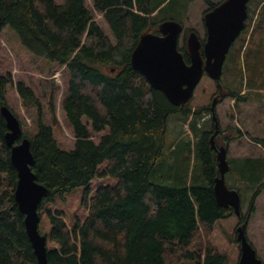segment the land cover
I'll return each mask as SVG.
<instances>
[{
	"label": "trees",
	"instance_id": "obj_1",
	"mask_svg": "<svg viewBox=\"0 0 264 264\" xmlns=\"http://www.w3.org/2000/svg\"><path fill=\"white\" fill-rule=\"evenodd\" d=\"M61 1L0 0V29L7 28L35 57L64 67L68 76L61 106L75 138L69 149L54 136L52 102L51 124H46L34 90L21 80L15 84L23 105L37 107L35 133L21 137L30 141L36 181L48 189L38 206V229L41 222L46 227L40 232L46 236L49 264H230L208 238L232 214L236 225L246 227L264 189V156L228 160L231 189L241 198L251 192L245 216L218 206L212 132L197 124L209 108L172 105L130 62L142 34L157 33L163 20L182 23L194 0H92L114 41L93 20L84 0ZM250 3L245 29L236 40L239 82L222 85L221 99L237 104L249 101L253 90L264 89V0H257L252 13ZM216 5L210 3L209 10ZM190 30L179 46L186 63ZM250 66L260 67V74L249 77ZM11 82L10 74L0 75V108ZM170 114H181L191 135L167 144ZM6 132L0 111V264H38L14 198L17 171ZM242 135L235 128L225 146ZM75 198L78 207L73 209Z\"/></svg>",
	"mask_w": 264,
	"mask_h": 264
},
{
	"label": "rangeland",
	"instance_id": "obj_2",
	"mask_svg": "<svg viewBox=\"0 0 264 264\" xmlns=\"http://www.w3.org/2000/svg\"><path fill=\"white\" fill-rule=\"evenodd\" d=\"M84 1L92 12L93 20L98 23L111 41H114L110 28L103 18V14L93 9L92 0ZM221 1L222 0H208V2H205L204 0H194L189 3L186 16L182 19L183 32L179 37L180 47L183 45L184 31L186 29H193L201 38L206 36L203 14L210 9V3L218 4ZM57 2L61 3L62 1L57 0ZM256 2L257 0H253L249 4L251 13L254 12L256 8ZM259 10L260 8L258 7L251 21L252 26L246 31V42L254 27ZM236 40L230 47L226 56L224 62L225 68L223 66V73L220 78L221 84L228 87H231V84H238L239 82L238 74H236L238 72V66L235 64L239 42ZM259 47L262 48L263 45ZM261 65L262 64H260V66ZM260 71V67L251 68L250 66L249 77L260 74ZM7 74H10L12 82L5 87L4 98L8 108L18 118L21 132L28 136L35 133L37 107H26L23 105L22 99L18 95L15 86L16 82L19 80L24 81L36 93L41 106V118L46 124H51L48 105L49 102H52L57 122V127L53 129L54 136L61 147L65 149L71 148L75 138L71 128L67 124L61 106L62 96L66 90L68 80L66 69L56 63H51L43 58L35 57L19 45L16 38L7 28H3L0 29V75L7 76ZM244 91L246 92L247 89H244ZM222 92L223 86L222 91H219L215 82L207 75H204L196 87L193 99L189 102V105L192 109L201 106H203V108H209L214 98L217 100L215 116L218 120L220 135L216 140L218 142L217 144H220V146H225V139L235 134V128H239L242 131L243 137L231 141L228 144V158L264 156V145L253 140L254 138H258L264 141V89L253 90L249 101L238 104L230 98L221 99ZM210 115V110L207 112L203 110L197 124L212 132V120ZM204 120L205 122L207 120L209 121L205 123L203 122ZM182 121L181 114H170L168 116L166 132L167 144L176 142L181 137L191 135L188 125L183 124ZM263 182L264 179L260 181V184ZM232 183L233 181L228 175L226 177V184L230 187ZM250 194L251 192L246 194V197L241 198V215L243 216H245L247 212L251 197ZM76 201V198L73 199V209L78 207V203H75ZM254 208L255 211L250 217L246 227H244V232L248 241L255 249L257 256L264 264V189L256 198ZM40 214L42 220V213ZM236 223L237 219L235 215H230L228 218L217 223L215 230L208 238L212 244L217 246L220 252L228 256L230 264H237L240 257V244L236 241ZM39 227L40 231L45 233L46 227L42 222Z\"/></svg>",
	"mask_w": 264,
	"mask_h": 264
},
{
	"label": "water",
	"instance_id": "obj_3",
	"mask_svg": "<svg viewBox=\"0 0 264 264\" xmlns=\"http://www.w3.org/2000/svg\"><path fill=\"white\" fill-rule=\"evenodd\" d=\"M249 1L224 0L205 12L203 21L206 36L203 44L196 31H191L186 39L189 63L185 62L179 50L182 23L172 19L163 20L158 25L157 33L148 32L140 36L131 53L132 68L142 74L152 88L162 92L172 105L188 103L204 75L220 83L230 47L245 27ZM215 106L214 98L210 106L215 122V132L210 138L212 148L215 147L213 139L218 131ZM0 111L7 127L4 141L9 148L11 164L17 171L14 198L19 211L24 214V227L38 264H49L46 236L38 229V206L48 189L36 181L31 168L34 158L30 141L27 137H21L18 118L6 105H2ZM216 160L217 176L213 185L216 203L220 207L231 208L237 216H241L240 195L236 190L228 188L225 181L230 166L224 146L216 148ZM244 227L241 224L236 228V239L240 244L237 264H263L248 241Z\"/></svg>",
	"mask_w": 264,
	"mask_h": 264
},
{
	"label": "flooded vegetation",
	"instance_id": "obj_4",
	"mask_svg": "<svg viewBox=\"0 0 264 264\" xmlns=\"http://www.w3.org/2000/svg\"><path fill=\"white\" fill-rule=\"evenodd\" d=\"M190 31H191V30H190ZM189 33H190V32H189ZM198 35H199V34H198ZM199 37H200V36H199ZM200 38H201V37H200ZM201 40H202V42H203L204 39L201 38ZM215 84H216L218 90H219V91H222V86H221V84H220V83H217V82H215ZM209 110H210V109H209ZM210 113H211V111H210ZM210 116H211V115H210ZM211 120H212V116H211ZM212 124H213V131H212V133H211L210 136H209V141H210L211 135L215 132V127H214V122H213V120H212ZM218 128H219V127H218ZM219 133H220V130L218 129V131H217V133H216V135H215V137H214V140H213V141L216 142V146L213 148L214 151H215V154H216V148L220 146V144H217L218 142H217V140H216L217 137L220 135ZM227 151H228V145H227ZM229 158H230V157H229ZM229 158L227 157V161L229 160ZM232 158H238V157H232ZM239 223H240V222H239ZM239 223L237 224L236 228L239 226Z\"/></svg>",
	"mask_w": 264,
	"mask_h": 264
},
{
	"label": "crops",
	"instance_id": "obj_5",
	"mask_svg": "<svg viewBox=\"0 0 264 264\" xmlns=\"http://www.w3.org/2000/svg\"><path fill=\"white\" fill-rule=\"evenodd\" d=\"M243 92H244V90H243Z\"/></svg>",
	"mask_w": 264,
	"mask_h": 264
}]
</instances>
